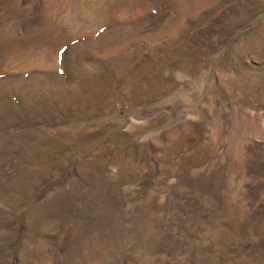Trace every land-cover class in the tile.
<instances>
[{
	"label": "rangeland",
	"instance_id": "rangeland-1",
	"mask_svg": "<svg viewBox=\"0 0 264 264\" xmlns=\"http://www.w3.org/2000/svg\"><path fill=\"white\" fill-rule=\"evenodd\" d=\"M0 264H264V0H0Z\"/></svg>",
	"mask_w": 264,
	"mask_h": 264
}]
</instances>
